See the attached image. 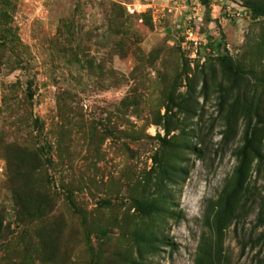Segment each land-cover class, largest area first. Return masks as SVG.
I'll return each instance as SVG.
<instances>
[{
  "label": "rangeland",
  "instance_id": "374dc122",
  "mask_svg": "<svg viewBox=\"0 0 264 264\" xmlns=\"http://www.w3.org/2000/svg\"><path fill=\"white\" fill-rule=\"evenodd\" d=\"M245 1L0 0V264H264Z\"/></svg>",
  "mask_w": 264,
  "mask_h": 264
},
{
  "label": "trees",
  "instance_id": "16d2710c",
  "mask_svg": "<svg viewBox=\"0 0 264 264\" xmlns=\"http://www.w3.org/2000/svg\"><path fill=\"white\" fill-rule=\"evenodd\" d=\"M200 1L206 2V0H200ZM230 1H232V0H230ZM243 7L254 17L264 16V5L254 4L251 2L245 1V2H243ZM215 43H216L215 41L209 42L206 45H207V47H209L211 50L214 51V50H216V48H213V45ZM217 45H219V44H217ZM223 64H224L225 69L231 74L241 75V74L247 73L246 71H243V70L239 69L238 67H233L228 58H223ZM251 76L253 77V79L256 82H263V80L261 78H257L255 76H253L252 74H251ZM140 208L145 212H149V211L154 209V206L151 203H146V204H140ZM147 240H150V239L147 238ZM196 264H213V262L209 259L207 260L206 258H204V260L202 262H199V263L197 262Z\"/></svg>",
  "mask_w": 264,
  "mask_h": 264
},
{
  "label": "built area",
  "instance_id": "2783aa9c",
  "mask_svg": "<svg viewBox=\"0 0 264 264\" xmlns=\"http://www.w3.org/2000/svg\"><path fill=\"white\" fill-rule=\"evenodd\" d=\"M246 12H248V11L244 8V10L242 11V13L245 14ZM235 14H238V12H235ZM187 35H188V37H190V39H194V37L191 36L192 35V32L191 31H187Z\"/></svg>",
  "mask_w": 264,
  "mask_h": 264
}]
</instances>
